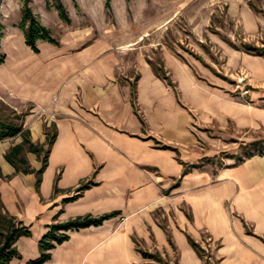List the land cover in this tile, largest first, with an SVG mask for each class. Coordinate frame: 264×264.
Instances as JSON below:
<instances>
[{
	"label": "crops",
	"instance_id": "obj_1",
	"mask_svg": "<svg viewBox=\"0 0 264 264\" xmlns=\"http://www.w3.org/2000/svg\"><path fill=\"white\" fill-rule=\"evenodd\" d=\"M168 1L177 10L156 29L200 0ZM205 1L222 8L224 23L264 40V0ZM213 10L203 33L223 53L226 73L249 71L251 104L163 43L155 66L140 43L146 33L111 38L92 14L85 24L69 15V27L58 13L41 15L53 38L62 30L57 44L37 40V52L19 27L3 34L0 98L15 110L29 106L23 130L33 144L45 150L55 134L39 181L43 152H25L17 169L5 154L23 138L0 140V212L29 231L15 240L18 256L7 264L37 259L55 221L110 213L98 225L65 231L41 264H264V152L221 166L203 161L214 154L206 151L214 140L208 132L264 126V55L223 42L220 27L208 31ZM83 181L92 184L78 193Z\"/></svg>",
	"mask_w": 264,
	"mask_h": 264
},
{
	"label": "rangeland",
	"instance_id": "obj_2",
	"mask_svg": "<svg viewBox=\"0 0 264 264\" xmlns=\"http://www.w3.org/2000/svg\"><path fill=\"white\" fill-rule=\"evenodd\" d=\"M27 8L30 10L32 17L51 32L52 30L39 19L41 15L49 11L51 13H58L59 18L63 22V27L72 26L69 15L73 18L74 23L85 24L89 23L90 19L87 14H92L94 19L98 21L97 27L111 29V32H113L111 38H113V34L121 35L119 40L121 38L135 40L139 34L146 33L147 37L141 40L140 43L148 46L146 48V56H149V59H151L155 66L158 65L157 61L160 59V46H157V43H163L165 47L171 48L173 52L184 60L196 65V70L202 69L203 74L200 75L205 77L209 82L221 85L242 102L251 104L249 97L256 84L255 82H251L249 71L243 67H238L234 71L226 73L223 53L215 42L209 41L207 31L203 33L204 27L202 23L206 21L203 18L207 17L210 11L213 10L212 7L209 9L205 0L187 5L172 21L163 26L158 25L161 27L157 29L153 26L161 24L167 16L174 10H177V4L174 1L0 0V34L2 33V36L12 26H17L23 31L22 24L24 19L26 20V24L29 22L28 18L26 19L25 10ZM60 11L68 17L69 21L61 18ZM221 15L222 8L216 7L211 17V25L207 27V30L214 31L216 27H220L218 37L222 41L224 40L223 42H227V40L232 41L233 44L240 47V51L247 50V45L243 43H250L255 47H262L264 45V40L260 35L254 37L245 36L232 25L224 23ZM150 29L152 30L150 31ZM61 30L62 28L55 29L53 32L55 38ZM225 32L228 34L226 35ZM151 43L153 46L150 47ZM250 53L256 54L253 51H250ZM199 57H203L205 60L198 59ZM214 63L216 66H214ZM241 75L244 76V80L237 84V78ZM27 114H29V106L15 110L0 98V121L16 125L21 124L23 128V120ZM230 128L231 131L225 134L216 135L213 133L211 136L210 132H208V135L214 140L213 144L207 145L206 151L207 153L214 152V154L213 156L203 158L204 162L211 166H221L223 164L236 163L252 153L264 150V142L254 144L255 141L264 138V126L251 130L238 129L237 131H235L233 125ZM53 133L54 131L51 130L48 138ZM17 136L23 138L22 134H18ZM17 136L10 139H15ZM27 151L28 145L26 144L21 155H24ZM54 223H57V221L52 224ZM51 225L49 226V230Z\"/></svg>",
	"mask_w": 264,
	"mask_h": 264
},
{
	"label": "trees",
	"instance_id": "obj_3",
	"mask_svg": "<svg viewBox=\"0 0 264 264\" xmlns=\"http://www.w3.org/2000/svg\"><path fill=\"white\" fill-rule=\"evenodd\" d=\"M26 11V19L28 18V24H26V20L24 19V22L22 24L23 33L25 36L26 44L29 45L35 52H37V40H47L49 42L57 44V40L52 37L51 31L44 26H42L40 23H38L28 10ZM60 16L62 19L69 21L68 17L60 11ZM2 36V33L0 34V37ZM246 49L248 51H253L256 54L264 55V48L261 47H255L247 45ZM5 59V55L0 51V63H2ZM18 134H22L23 140L20 144H17L13 146L6 154L5 158L13 164L17 169L19 167H22L26 163L22 152L24 150V147L26 144L28 145V151L38 153L40 154L43 152V163L40 167V169L37 170V176L38 181L40 180V175L43 172L46 163H47V157L50 145L55 137V134L51 137H49L47 144L48 147L43 150V147L38 144H33L28 139V132L24 131L21 124H10L6 123L4 121H0V140L5 138H11L15 137ZM264 142V138H261L260 140L255 141L254 144H260ZM263 151H259L257 153H263ZM191 166L195 165H188L187 167L190 168ZM185 168L184 172H186L188 169ZM26 168H23V171H26ZM92 182L90 181H83L79 184V186L76 188V191L78 193H81L84 189L88 188ZM55 191L57 190L56 184L54 187ZM1 206V203H0ZM111 214H105L98 217H93L90 215L85 216H78L72 219H69L64 222H57L51 225L50 230L40 239L39 241V248H40V256L31 261L30 264H41L48 260L50 258V250L55 247L56 244H59L66 240L68 238V235L65 233V231H68L70 229H78L83 227H88L91 225H98L100 224L104 219L108 218ZM2 230H5L4 233H2ZM29 231L26 227L22 226L19 221H17L14 217L4 215L0 212V264H7L8 261L14 257L18 256L17 250L13 246L15 240L21 236V235H28ZM191 245L197 249V244H195L193 241H191ZM141 253L143 256H152L154 254L148 253L146 251L141 250Z\"/></svg>",
	"mask_w": 264,
	"mask_h": 264
},
{
	"label": "built area",
	"instance_id": "obj_4",
	"mask_svg": "<svg viewBox=\"0 0 264 264\" xmlns=\"http://www.w3.org/2000/svg\"><path fill=\"white\" fill-rule=\"evenodd\" d=\"M243 80H244V76L241 75L240 77L237 78V84L240 83V82H242Z\"/></svg>",
	"mask_w": 264,
	"mask_h": 264
}]
</instances>
